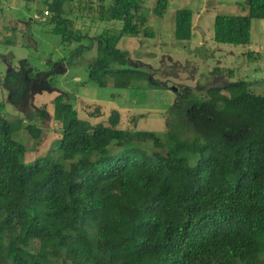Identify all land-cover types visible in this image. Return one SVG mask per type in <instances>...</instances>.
<instances>
[{
	"label": "trees",
	"instance_id": "trees-1",
	"mask_svg": "<svg viewBox=\"0 0 264 264\" xmlns=\"http://www.w3.org/2000/svg\"><path fill=\"white\" fill-rule=\"evenodd\" d=\"M67 1L44 0L52 32L78 41L87 34L66 18ZM167 5L157 0L156 16ZM98 6L103 21L121 27L95 38L89 80L98 87L126 88L133 79L158 85L127 66V51L118 48L124 35L151 36L141 0ZM242 7L245 15L214 18V42L250 43L251 19H264V0ZM176 13L190 22L188 11ZM33 76L22 60L0 78L12 104ZM179 101L191 139L122 128L115 113L107 124L93 123L58 92L52 115L36 111L40 119L52 116L59 137L32 163L17 140L22 122L0 115V264H264V95L238 80ZM95 112L89 115L102 114L99 106ZM24 128L38 146L43 129L31 120ZM147 140L151 151L142 146Z\"/></svg>",
	"mask_w": 264,
	"mask_h": 264
},
{
	"label": "rangeland",
	"instance_id": "rangeland-1",
	"mask_svg": "<svg viewBox=\"0 0 264 264\" xmlns=\"http://www.w3.org/2000/svg\"><path fill=\"white\" fill-rule=\"evenodd\" d=\"M111 2H65L66 18L74 24V29H80L82 36L87 34V37L64 41L52 32V14L44 0H0V78L10 69L19 70L22 60L32 69V78L39 77L17 104L11 103L9 90L0 86L3 106L0 115L10 123L22 122L17 140L27 148L26 163L44 154L59 137L52 116L40 119L36 111L45 108L48 115H52V99L58 92L65 93V99L73 104L82 119L107 124L115 113L120 127L152 131L161 139L168 130L176 131L182 138L193 137L180 107L179 100L186 95L204 98L209 87L238 80L248 82L251 92L264 95V19H251L248 45L218 44L212 39L214 18L245 15L244 0H168L161 16L154 12L157 0H141L139 13L147 16L146 30L151 36L124 35L118 48L127 51V66H137L148 72L150 81L159 84L155 86L149 81L133 79L126 88L110 84L98 87L88 77L90 62L96 55L95 38L104 32L116 34L121 27L119 21L101 19L102 8L98 5L104 7ZM178 10L189 12V23L180 22ZM214 68L224 74H213ZM229 71H233L232 78L228 76ZM166 86L180 88L182 97ZM97 106L101 116L91 117L89 113L95 112ZM29 120L45 132L38 146L24 128ZM142 146L151 151L152 140Z\"/></svg>",
	"mask_w": 264,
	"mask_h": 264
},
{
	"label": "flooded vegetation",
	"instance_id": "flooded-vegetation-1",
	"mask_svg": "<svg viewBox=\"0 0 264 264\" xmlns=\"http://www.w3.org/2000/svg\"><path fill=\"white\" fill-rule=\"evenodd\" d=\"M37 78H39V77H37ZM37 78H31L27 81V83L25 84V88H24L25 91H24L23 96H25V92H26L27 88H31V86H33V84H35L37 82V80H38ZM166 87H169V86H166ZM181 91L182 90H180V88H178V91L176 92L177 96H182ZM183 91H185V90L183 89ZM22 99L23 98H21V100Z\"/></svg>",
	"mask_w": 264,
	"mask_h": 264
},
{
	"label": "water",
	"instance_id": "water-1",
	"mask_svg": "<svg viewBox=\"0 0 264 264\" xmlns=\"http://www.w3.org/2000/svg\"><path fill=\"white\" fill-rule=\"evenodd\" d=\"M169 89H170L171 91L175 92V93L178 91V88L175 87V86H169ZM54 90L57 91L56 89H54Z\"/></svg>",
	"mask_w": 264,
	"mask_h": 264
},
{
	"label": "built area",
	"instance_id": "built-area-1",
	"mask_svg": "<svg viewBox=\"0 0 264 264\" xmlns=\"http://www.w3.org/2000/svg\"><path fill=\"white\" fill-rule=\"evenodd\" d=\"M45 14H48V12H45ZM36 18L38 17V16H35Z\"/></svg>",
	"mask_w": 264,
	"mask_h": 264
}]
</instances>
